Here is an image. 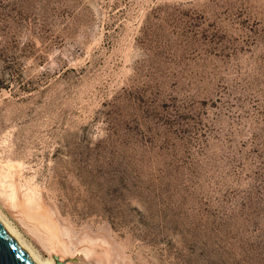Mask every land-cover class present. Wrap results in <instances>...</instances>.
Masks as SVG:
<instances>
[{"label":"rangeland","instance_id":"1","mask_svg":"<svg viewBox=\"0 0 264 264\" xmlns=\"http://www.w3.org/2000/svg\"><path fill=\"white\" fill-rule=\"evenodd\" d=\"M0 212L55 264H264V0H0Z\"/></svg>","mask_w":264,"mask_h":264},{"label":"bare ground","instance_id":"2","mask_svg":"<svg viewBox=\"0 0 264 264\" xmlns=\"http://www.w3.org/2000/svg\"><path fill=\"white\" fill-rule=\"evenodd\" d=\"M39 214H42V213H39ZM39 214H37V217L36 216L35 217L45 227V229L48 230L52 234V229L50 228L52 226V224H50L47 217H45L44 215H39ZM0 224L9 232V234L16 240V242L22 247V249L26 252V254L31 258V260L35 264H55V260L53 258H45V257L40 256L38 253L34 252L31 249L29 243H27L24 239H22V237L16 231V229L8 221H6L4 219L1 212H0ZM55 251L58 252V254L61 256V258L62 257L64 258L67 250H66V248L61 247L59 244H57L55 246ZM100 254L104 255L107 253L104 251H101ZM88 258L89 259L93 258V259H91V260H89L83 264H103L101 259L99 258L98 254L95 255V253H94L92 256V252H91V255H89Z\"/></svg>","mask_w":264,"mask_h":264},{"label":"water","instance_id":"3","mask_svg":"<svg viewBox=\"0 0 264 264\" xmlns=\"http://www.w3.org/2000/svg\"><path fill=\"white\" fill-rule=\"evenodd\" d=\"M0 264H35L1 224Z\"/></svg>","mask_w":264,"mask_h":264}]
</instances>
